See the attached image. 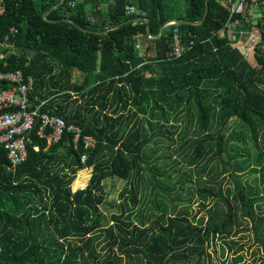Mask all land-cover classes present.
Masks as SVG:
<instances>
[{
  "label": "trees",
  "instance_id": "16d2710c",
  "mask_svg": "<svg viewBox=\"0 0 264 264\" xmlns=\"http://www.w3.org/2000/svg\"><path fill=\"white\" fill-rule=\"evenodd\" d=\"M59 1L0 0V71L21 70L31 101L46 100L42 110L96 142L75 148L65 132L48 144L34 127L17 166L1 148L0 264H264V197L240 182L251 166L264 181V54L256 50L252 64L218 35L229 19L248 25L225 0H206L201 24L159 35L168 21L202 20L205 0H187L178 15L164 0H106L105 10L99 0H64L51 9ZM257 1L251 16L264 10ZM127 4L140 15L127 16ZM174 27L185 52L166 58ZM183 164V178L203 184L195 213L194 187L182 200L183 188L173 198L182 180L157 184ZM82 170L87 183L72 189ZM108 179L124 181L109 218ZM146 187L156 203L145 212ZM247 232L251 261L237 237Z\"/></svg>",
  "mask_w": 264,
  "mask_h": 264
},
{
  "label": "built area",
  "instance_id": "2783aa9c",
  "mask_svg": "<svg viewBox=\"0 0 264 264\" xmlns=\"http://www.w3.org/2000/svg\"><path fill=\"white\" fill-rule=\"evenodd\" d=\"M230 8V17L239 15L249 30L241 29L239 19H229L218 31V35L225 38L232 47L239 48L246 57L258 50L264 54V41H261L259 29L264 32V10L258 9L256 15L251 16V11L257 6V0H225ZM75 7L74 3L70 4ZM127 16H139L140 12L133 5H125ZM256 19L260 21V27H253ZM258 21V22H259ZM169 25H176L170 22ZM17 29L12 28L10 35H15ZM10 35L6 37L4 45L13 48L10 43ZM139 48V44H136ZM185 52V47L181 42V36L177 27L172 31L170 38V48L166 52V58L180 57ZM3 56H1L2 58ZM0 83H9L10 87L5 90L0 89V151L4 147L7 158L11 166H17L24 162L28 156L27 143L28 134L37 127V136L46 140L48 144L57 142L66 132L71 137V145L77 148L82 144L85 149L93 148L95 139L88 134H83L80 126L67 124L65 120L55 114L42 110L46 100L42 99L35 103L28 97V84L24 81L21 70L2 72L0 71ZM37 149V148H35ZM86 155L81 156L84 163Z\"/></svg>",
  "mask_w": 264,
  "mask_h": 264
},
{
  "label": "rangeland",
  "instance_id": "374dc122",
  "mask_svg": "<svg viewBox=\"0 0 264 264\" xmlns=\"http://www.w3.org/2000/svg\"><path fill=\"white\" fill-rule=\"evenodd\" d=\"M186 1L187 0H164V2L166 3V5L168 6L169 9L172 8L173 6L176 7L177 15L186 6V4H187ZM246 59H248L252 64H254V60L252 59L251 56L246 57ZM81 78H83L82 75H81ZM79 80H80V78H79ZM181 162H182V160H181ZM187 169L188 168L184 165L182 173H181V171L178 172L179 178H177L178 177L177 176V177H174L173 180L172 179L168 180V178L161 177V181L159 180L160 182H158L157 184H158L159 188L161 189L162 187H164V185H165L164 182H166V181H178V180L181 181L182 180L178 190H175L173 192V198L176 199L177 193L179 191H181L180 189L183 188V190L181 191V193L183 195L181 197L182 200L185 198H188L190 196L189 193L191 191L189 190V187H194L193 188L194 189L193 194L195 196L193 197V202L190 205V212L195 213L194 211L197 209V203L199 200V194L197 192V189L201 188L203 186V184H199V182L197 181V178L195 176L192 178L191 177H184L183 178L182 174L184 172H188ZM254 169L256 172H251ZM85 173H86L85 170H82V171L77 173L76 179L74 182H72V185H71L72 189L81 188V187L85 186V184L87 183V180H88L87 176H85ZM167 174H168V172H167ZM148 176H149L148 173L144 174L145 179H147ZM240 182L244 186V188L247 190L248 194H252L253 196L260 197V198H262V196L264 197V181L262 182L260 180V172L258 171V168H255V166L249 167L247 170H245L243 172V174H241ZM192 185H194V186H192ZM123 186H124V181L119 180V179H110V180L108 179L105 181V190L107 192V198L106 199H107L108 204H106V209H103L102 211H104L105 215L108 218L110 217V212L108 210H110L112 212L115 211L114 204L117 205V202L119 200L118 193ZM230 187L233 190V187H234L233 182H231ZM249 189H250V191H249ZM142 194H144V200L140 206V209L142 211L146 212V210L148 209V207L151 204L156 203V200H155V197L153 196L154 194L151 192L150 187H146V190H143ZM260 203H262V201H260ZM181 204H182L181 206H184L183 202ZM260 211L264 213V206H262V209ZM243 227H247V225L244 224ZM242 235H244V238H242V240H243L242 243L244 244L243 252L245 253V255L247 257L246 261H251L252 259L248 258V256H249L250 250H253V248L255 246V241L249 232L243 233V234H237V237L242 236ZM214 262L219 263V262H217L216 258H214L213 264H214Z\"/></svg>",
  "mask_w": 264,
  "mask_h": 264
},
{
  "label": "water",
  "instance_id": "95a60500",
  "mask_svg": "<svg viewBox=\"0 0 264 264\" xmlns=\"http://www.w3.org/2000/svg\"><path fill=\"white\" fill-rule=\"evenodd\" d=\"M64 2V0H60L56 6L54 5L51 9H55L57 6L59 7L62 3ZM206 2V6H205V11H204V16L202 18V20L198 21V22H188V21H178V20H172V21H168L165 23V25L160 29L158 35L162 32V30L167 26L169 25L170 22H174L175 24H194V25H199L203 22L204 18L206 17V13H207V9H208V4H207V1L205 0ZM48 12L45 13V16L47 15ZM137 20V19H136ZM144 21L146 23H148V20L147 19H144ZM132 22V21H131ZM135 22V20L133 21ZM147 33L149 34V32L147 31ZM7 50L5 51V54H7Z\"/></svg>",
  "mask_w": 264,
  "mask_h": 264
},
{
  "label": "crops",
  "instance_id": "0c3cea01",
  "mask_svg": "<svg viewBox=\"0 0 264 264\" xmlns=\"http://www.w3.org/2000/svg\"><path fill=\"white\" fill-rule=\"evenodd\" d=\"M78 1H82V0H78ZM100 1V9L101 10H105L106 8H107V6H108V4L111 2V1H106V0H99ZM87 8L91 11V8H92V5H89L88 4V6H87ZM81 72L79 71V70H75V72H74V80L75 81H78V82H81L82 81V79L83 78H81ZM79 78H80V80H79Z\"/></svg>",
  "mask_w": 264,
  "mask_h": 264
}]
</instances>
